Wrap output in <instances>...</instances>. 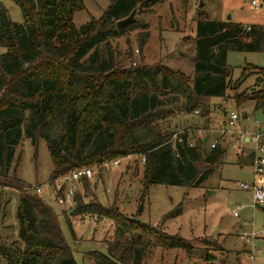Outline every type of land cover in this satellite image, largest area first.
I'll return each mask as SVG.
<instances>
[{"label": "trees", "instance_id": "obj_1", "mask_svg": "<svg viewBox=\"0 0 264 264\" xmlns=\"http://www.w3.org/2000/svg\"><path fill=\"white\" fill-rule=\"evenodd\" d=\"M12 1L23 21H14L0 2V178L10 176L26 136L35 145L46 141L54 164L50 183L79 168L140 155L145 159V194L153 184L201 186L223 163L226 149L220 143L211 147L201 136L189 142V128L173 131L176 110L209 115L208 101L230 96L229 89L238 92L247 76L256 73L252 92L233 98L238 106L252 100L255 110L264 111V69L249 65L233 83L227 60L231 51L264 53V25L212 20L200 13L195 69L186 74L163 63L136 61L133 50L123 56L112 44L136 30H141L140 46L147 44L150 25L140 15L168 0H111L102 17L81 26L74 16L85 9L84 0ZM135 8V20L119 28L117 22ZM17 189L19 239L0 243V261L78 264L59 213L37 190ZM74 200L73 215L96 216L98 223L107 217L115 226L105 239L107 252H88V264H144L156 247L195 251L191 240L141 222L115 204Z\"/></svg>", "mask_w": 264, "mask_h": 264}, {"label": "rangeland", "instance_id": "obj_2", "mask_svg": "<svg viewBox=\"0 0 264 264\" xmlns=\"http://www.w3.org/2000/svg\"><path fill=\"white\" fill-rule=\"evenodd\" d=\"M252 1L168 0L140 15V19L150 25L151 35L147 44L140 46L141 30L115 39L112 44L123 56L133 50L136 61L144 60L145 64L163 63L186 74H193V57L196 54L193 37L196 36L200 13H206L212 20L264 25V0H256L257 9ZM0 2L9 9L14 21H23L22 11L15 2ZM84 3L85 9L74 16L77 26L87 23L92 17H102L111 0H84ZM228 64L233 68L232 81L235 83L249 65L264 69V53L231 51ZM255 75L247 76L238 92L229 89L227 96H230L212 98V102L219 103L207 102L217 115L215 119L212 117V125L220 122L221 117L228 118L232 112L239 113L240 127L249 126L253 129L257 126V120L264 119V111L255 110L254 101L248 100L238 106L233 98L243 91L245 95L252 92ZM261 88H264V83ZM176 111L171 120L172 130L179 133L191 126V141L195 142L200 137L198 129L201 124L192 114L179 112L178 109ZM245 113L248 114L247 119L243 118ZM236 128L230 126L228 129L234 133ZM211 134L215 136L216 132L211 131ZM232 142L233 147L223 163L216 166L214 173L201 186L153 184L145 194L142 182L144 158L131 155L119 158L120 164L110 169L102 167V164L90 166L94 176L85 183L76 181L75 196L82 199L78 204L94 199L103 205L115 204L121 212L141 222L162 227L171 235L191 240L195 246L192 253L184 249L165 250L156 247L146 257L144 264H264V203L254 207L253 191L240 186L242 182H252L255 168L254 165L240 166L234 151L237 141ZM250 147L255 149V144ZM53 170L54 164L46 141L40 139L35 145L32 139L24 136L17 148L10 176L0 178L3 191L0 200V243L10 244L19 239L17 211L21 192L17 188L31 187L36 192L37 187H42L39 194L59 213L61 228L78 264H88L91 261L88 252H107L105 239L114 231V223L107 217L98 223L96 216L73 215L75 200L65 205L59 204L52 188L53 182L50 183ZM244 233L256 235V238L248 242L241 238ZM251 253L254 259L250 258ZM0 264L5 262L0 261Z\"/></svg>", "mask_w": 264, "mask_h": 264}, {"label": "built area", "instance_id": "obj_3", "mask_svg": "<svg viewBox=\"0 0 264 264\" xmlns=\"http://www.w3.org/2000/svg\"><path fill=\"white\" fill-rule=\"evenodd\" d=\"M252 4L255 8H258V4L256 0H253ZM197 113V112H196ZM241 117L239 113L232 112L228 118V124L230 126H240ZM257 126L260 127L264 124L263 120H257ZM182 132V131H181ZM200 136H204V131H199ZM231 132L226 127H221L217 130V134L214 137H209V142L211 147H216L222 140L228 138ZM239 144L245 143L248 139L255 144L254 149V166H255V180L251 183L242 182L241 187L246 190H252L254 195V206L264 203V156L262 153L264 152V130L256 129L252 131L249 126L240 127V130L234 134ZM189 142L192 143L191 138H189ZM145 162V159L142 160ZM120 164V159H113L110 161H106L102 164V167L110 169L116 167ZM94 176L93 168H79L71 171L67 175H64L58 178L53 184L52 188L54 189V195L59 204L65 205L70 201H73L76 193V181H80L82 179L88 178L91 179ZM38 192H42V187H37ZM237 215V213H235ZM242 239H247L248 242L253 241L256 238V235H248L244 233L241 235ZM251 259H254L253 253L250 255Z\"/></svg>", "mask_w": 264, "mask_h": 264}, {"label": "crops", "instance_id": "obj_4", "mask_svg": "<svg viewBox=\"0 0 264 264\" xmlns=\"http://www.w3.org/2000/svg\"><path fill=\"white\" fill-rule=\"evenodd\" d=\"M253 2V1H252ZM233 22H235V21H233ZM254 23H251V24H248V25H253ZM258 25H260V24H258ZM195 37H193V39H194ZM229 54V53H228ZM227 60H228V57H227ZM256 76V79H257V75H255ZM254 84H256V81H255V83ZM211 102H212V99L210 100ZM217 103H219V102H216V103H214V102H212V104H217ZM209 110H210V112H209V115H205V116H202V115H198V114H192L193 116V118L198 122V123H200L201 125H200V127H199V129H198V132L200 131V130H203L204 131V136H201V137H203L204 139H205V141H207L209 144H210V142H209V137L211 136V137H214V136H212V134H211V131H215L216 132V134H217V130L219 129V128H221V127H226V128H229L230 127V125L228 124V118H226V117H221V121L220 122H217V124H213L212 125V117H213V119H215V116H217L216 114H215V112L211 109V108H209ZM246 114V113H245ZM243 118H244V115H243ZM248 118V114H247V117L246 118H244V119H247ZM241 123V122H240ZM202 125H204V127H202ZM241 125V124H240ZM191 127V126H190ZM189 126L188 127H185L184 129H188V128H190ZM232 127H237L236 129L237 130H235L234 131V133H232L231 132V136H229L228 138H226V139H224V140H222L221 142H220V144L226 149V154H225V156L227 155V153H228V151L231 149V147H233L232 146V144L231 143H233L232 141L233 140H236L237 141V139H236V137L234 136V134L235 133H237V131H239L240 130V126L238 127V126H232ZM215 128H218L217 130H215ZM243 128V127H242ZM262 129V130H264V124L263 125H261L260 127H258V126H255L253 129H251L252 131H255L256 129ZM190 130V129H189ZM191 131V130H190ZM199 136H200V134H199ZM206 138H208L207 140H206ZM191 139H193V138H191ZM246 143V144H245ZM245 143H242V144H239L238 142H236V144L234 145V148L236 149V150H234L235 152H236V155H237V162L240 164V166L241 167H244L245 165H254V156H255V153H254V148H251L250 147V145L251 144H254L252 141H249L248 139L246 140V142ZM243 144H245L243 147H242V145ZM240 146V147H239ZM263 155H264V152L262 153ZM262 155V156H263ZM225 158V157H224ZM254 168H255V166H254ZM255 180V170H254V177H253V180H252V182ZM240 186H241V184H240ZM242 188V187H241ZM243 189V188H242ZM244 190H246V189H244ZM260 205V204H259ZM255 207V206H254Z\"/></svg>", "mask_w": 264, "mask_h": 264}, {"label": "water", "instance_id": "obj_5", "mask_svg": "<svg viewBox=\"0 0 264 264\" xmlns=\"http://www.w3.org/2000/svg\"><path fill=\"white\" fill-rule=\"evenodd\" d=\"M137 12H138V8H135V9L130 13L129 16H127V17H125V18L119 20V21L117 22L118 27H119V28H122V27H124V26L130 24L132 21H134L135 18H136V14H137ZM246 117H247V114H244V118H246ZM207 139H208V138H206V140H207Z\"/></svg>", "mask_w": 264, "mask_h": 264}]
</instances>
